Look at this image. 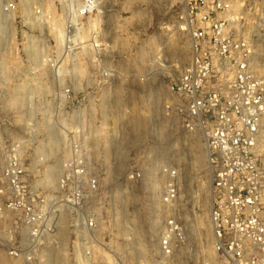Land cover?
<instances>
[{"label":"built area","instance_id":"2783aa9c","mask_svg":"<svg viewBox=\"0 0 264 264\" xmlns=\"http://www.w3.org/2000/svg\"><path fill=\"white\" fill-rule=\"evenodd\" d=\"M247 2L179 0L173 23L161 29L188 36L189 58L177 75L166 77L171 99L150 93L152 101L163 102L166 117H177L183 132L200 134L205 142L212 249L224 264H264V49L256 47L257 30L245 31ZM49 3L0 0V35L19 28L23 54L41 55L53 77L69 81L45 111L55 119L49 134L57 142L50 147L67 152L55 194H25L19 152L12 149L5 157L0 218L6 212L13 223L0 240L3 254L25 264H173L188 244L174 206L178 169L162 170L161 208L151 224L157 227L147 240L125 234L112 239L104 213L109 197L99 194L92 168L105 165L94 157L97 141L119 140L118 123L107 117L120 73L105 65L110 48L91 23L102 16L100 2L53 0L54 10ZM53 20L56 31L50 34L45 29ZM144 177L139 169L127 174L129 181Z\"/></svg>","mask_w":264,"mask_h":264},{"label":"rangeland","instance_id":"374dc122","mask_svg":"<svg viewBox=\"0 0 264 264\" xmlns=\"http://www.w3.org/2000/svg\"><path fill=\"white\" fill-rule=\"evenodd\" d=\"M49 1L54 10L53 0ZM236 1H248L245 31L258 33L256 47L264 49V0ZM99 2L102 16L97 15L95 20L93 16L91 23L100 29L102 42L109 45L105 65L118 69L121 75L109 98L112 109L107 117L110 123H118L119 140L97 141L94 157L105 165L92 168L99 176V194L109 197L106 201L110 205L105 206L104 213L110 217L111 238L120 239L125 234L148 239L157 227L151 225L158 215L156 210L161 208L159 195L165 180L162 170L173 167L179 170V194L174 206L188 234L183 255L173 264H224L212 249L205 142L200 134L183 132L177 117L165 116L163 102L156 103L150 97V93L159 92L166 100L171 99L165 93L166 77L177 75L189 58L188 36L161 29L173 23L179 0ZM55 25L53 20L45 30L52 34ZM23 42L19 28L0 35V194L4 160L13 149L19 152L23 164L25 194L48 196L55 194L57 175L67 152L61 145L50 147L57 142L49 134L55 119L45 111L55 106L52 99L69 81L63 75L53 77L47 63H41V55L23 54ZM49 53L44 51L43 57L49 58ZM141 77L145 81H140ZM138 169L144 172V180L129 181L127 174ZM3 202L0 196V205ZM3 215L1 241L13 223L10 214ZM125 226L129 228L125 229L127 233ZM0 264L25 263L5 257L0 247Z\"/></svg>","mask_w":264,"mask_h":264},{"label":"bare ground","instance_id":"6f19581e","mask_svg":"<svg viewBox=\"0 0 264 264\" xmlns=\"http://www.w3.org/2000/svg\"><path fill=\"white\" fill-rule=\"evenodd\" d=\"M156 59H158V55H157ZM106 114H107V112H106ZM209 204H211V194H209Z\"/></svg>","mask_w":264,"mask_h":264}]
</instances>
